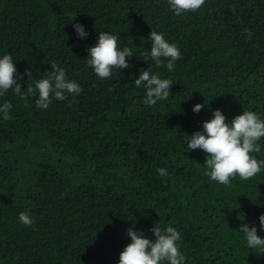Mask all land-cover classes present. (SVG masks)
I'll list each match as a JSON object with an SVG mask.
<instances>
[{"label": "trees", "instance_id": "16d2710c", "mask_svg": "<svg viewBox=\"0 0 264 264\" xmlns=\"http://www.w3.org/2000/svg\"><path fill=\"white\" fill-rule=\"evenodd\" d=\"M152 28L182 56L172 72L159 69L173 81L170 96L147 106L134 79L148 66L141 53ZM97 30L115 33L135 54L106 79L85 58ZM4 52L25 92L51 61L82 90L47 109L11 90L0 97L13 105L11 118L0 119V264H116L126 229L152 238L156 223L181 232L186 264H264V252L249 249L238 231L255 223L264 236V172L219 184L206 175V154L183 144L212 109L226 120L242 109L264 115V0H204L180 16L167 0H0ZM197 102L205 107L193 112ZM26 209L31 225L18 219Z\"/></svg>", "mask_w": 264, "mask_h": 264}, {"label": "clouds", "instance_id": "9594fccd", "mask_svg": "<svg viewBox=\"0 0 264 264\" xmlns=\"http://www.w3.org/2000/svg\"><path fill=\"white\" fill-rule=\"evenodd\" d=\"M203 4L204 0H167L168 9L176 16L194 12ZM71 22L78 37H87L88 32L81 22L72 19ZM251 36V31H248L247 38L251 39ZM146 40L150 42V47L141 55L143 60L148 61V66L138 70L134 84L144 91L143 103L151 106L166 100L171 94L170 86L173 81L159 69L172 72L182 53L175 42L169 41L163 32L153 28ZM86 51V63L100 79L112 76L114 69L121 73L122 69L130 67L127 58L135 55L132 48L121 46L118 36L109 30H97L95 43L89 45ZM14 61L10 53L0 54V97L11 90L20 99H24L26 95L35 97V107L47 109L53 98L63 100L66 95L76 96L82 90L81 84L76 79L69 78L63 66L51 61V70H46V75L35 78L34 85H28L25 92L18 82L19 72ZM26 73L27 76L32 75L30 69ZM12 107L10 101L0 102V119H10ZM203 107L204 102L194 103L192 111L199 112ZM201 129L187 133L183 144L187 151L198 148L206 154L203 164L210 179L229 185L233 177L247 180L264 172V158H257L255 155L264 151V115L254 110L242 109L231 120H226L223 111L216 108L212 109L210 118L201 122ZM156 174L162 178L167 177L169 170L167 167H157ZM18 219L24 225L34 222L27 209L18 213ZM258 220L259 231L264 232V213L259 215ZM150 230L152 238L146 236L142 229H134L130 225L126 229L130 240L119 252L116 264H186V254L179 245L181 232L176 227L156 223ZM238 231L249 249L264 252V236L257 234V224L241 223Z\"/></svg>", "mask_w": 264, "mask_h": 264}]
</instances>
